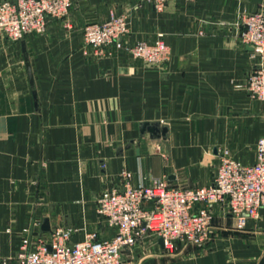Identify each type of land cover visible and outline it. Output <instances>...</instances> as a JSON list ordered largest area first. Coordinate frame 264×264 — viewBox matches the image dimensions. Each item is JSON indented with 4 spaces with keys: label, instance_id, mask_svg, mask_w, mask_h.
Segmentation results:
<instances>
[{
    "label": "crops",
    "instance_id": "obj_1",
    "mask_svg": "<svg viewBox=\"0 0 264 264\" xmlns=\"http://www.w3.org/2000/svg\"><path fill=\"white\" fill-rule=\"evenodd\" d=\"M262 1L176 0L157 10L149 0H72L69 15L49 19L42 35L13 42L0 32V258L58 226L76 229L72 243L87 233L110 237L97 199L106 185H121L123 171L134 185L158 178L202 187L223 148L254 164L264 106L246 89L254 61L240 35L244 15ZM112 14L126 17L130 43L163 35L168 59L150 66L86 44L84 29ZM146 122L167 127L166 138L142 133ZM214 212L208 251L169 258L158 241L140 264H254L263 251L259 264L264 233L225 234L232 216L226 207ZM262 228L264 212L246 227Z\"/></svg>",
    "mask_w": 264,
    "mask_h": 264
},
{
    "label": "built area",
    "instance_id": "obj_2",
    "mask_svg": "<svg viewBox=\"0 0 264 264\" xmlns=\"http://www.w3.org/2000/svg\"><path fill=\"white\" fill-rule=\"evenodd\" d=\"M149 1L162 10L176 0ZM71 7L72 0H0V32L13 42L42 35L49 19L67 17ZM242 24L240 39L251 47L254 61L246 89L264 106V0L256 11L244 15ZM128 27L125 16L112 14L103 22L88 25L84 40L102 54L113 47L149 64L168 59L170 47L162 37L153 44L139 42L135 46L124 41ZM256 150L255 163L247 165L228 148L221 149L213 182L202 187H173L158 178L149 186L134 185L130 174L123 171L121 185H106L97 199L99 217L114 231L110 237L87 233L83 240L72 243L76 229L58 226L49 239L41 233L23 238L16 256L0 260V264H134L136 251L157 246L160 238L163 249L170 253L180 245L205 247L213 240L215 207H226L238 229L262 216L264 133Z\"/></svg>",
    "mask_w": 264,
    "mask_h": 264
},
{
    "label": "rangeland",
    "instance_id": "obj_3",
    "mask_svg": "<svg viewBox=\"0 0 264 264\" xmlns=\"http://www.w3.org/2000/svg\"><path fill=\"white\" fill-rule=\"evenodd\" d=\"M120 16H122V15H120ZM128 34H129V27H128V33L124 37V41H126L128 44H130L132 46H135L139 42H143V43H147V44H153L160 37H162V39H164L163 35L162 36L161 35H158V37L154 41H151V42H148V41H138L136 43H130V41L127 38L128 37ZM119 51H125V50L124 49H122V50H116L113 47L112 48L109 47V48L105 49L106 55L107 54L108 55H112L113 53H116V52H119ZM125 52L128 53V55H130V57H132V55L128 51H125ZM132 58L135 59V60H140V61H143L144 62V60H141V59H138V58H134V57H132ZM144 63L147 64V65H150V66H159V65H162L163 64V63H160V64H149V63H146V62H144ZM232 220H233L232 224L231 223L224 222V233L225 234L229 233V234H232V235H237V234L239 235V234H242L244 232H262V233H264V228H262V229H260L258 231L256 229L255 230H247L246 228L245 229H238L237 224H236V220L233 217H232ZM37 234H39V233H37ZM37 234L35 236H37ZM248 235H250L251 237H254V234L253 233H249ZM46 238L49 239V235L46 236ZM262 240H264V234H262L260 236V241H262ZM212 242H213V240L211 242H209L207 246L202 247V248H194V247H190V246L189 247H184L183 245H180L179 248L174 251V253H170L168 251H165L164 253H165L166 257L174 258L176 256H180L179 254H186L190 250H206V251H208L209 248L211 247ZM262 248H264V246ZM19 249H20V246H19ZM138 250L140 251V253L138 252L139 254L137 253L135 255V257H134V264H140V260H141L142 257L153 256L155 254V251L154 250H156V247H152L149 250H145V249H142V248H139ZM141 253H145V255L143 256V255H141ZM262 253H263V251L261 252V254ZM261 254H259L257 257H255L254 260L256 262L254 264H258L257 261H258L259 257L261 256ZM11 258H13V257H10V258L9 257H7V258H0V260H9Z\"/></svg>",
    "mask_w": 264,
    "mask_h": 264
},
{
    "label": "water",
    "instance_id": "obj_4",
    "mask_svg": "<svg viewBox=\"0 0 264 264\" xmlns=\"http://www.w3.org/2000/svg\"><path fill=\"white\" fill-rule=\"evenodd\" d=\"M27 60V69H28V74H29V78H30V82L33 84V74H32V70L30 67V63L28 61V57H26ZM34 95H36V93H34ZM141 132L142 133H146L148 132L150 137L152 139H160V138H166L167 132H168V128L167 127H160L158 123H143L141 125ZM42 230L44 232H49L50 229V223L48 219H45L43 225H42ZM160 244L163 246V239L160 238L159 240ZM259 264H264V256L261 258Z\"/></svg>",
    "mask_w": 264,
    "mask_h": 264
}]
</instances>
